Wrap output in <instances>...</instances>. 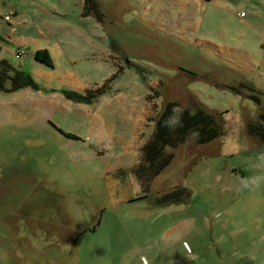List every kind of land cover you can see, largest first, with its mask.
Returning <instances> with one entry per match:
<instances>
[{
  "label": "rangeland",
  "instance_id": "rangeland-1",
  "mask_svg": "<svg viewBox=\"0 0 264 264\" xmlns=\"http://www.w3.org/2000/svg\"><path fill=\"white\" fill-rule=\"evenodd\" d=\"M81 1L0 0V60L39 87L0 92V214L63 231L58 264H264V182L241 183L264 176L246 127L264 125V0ZM43 46L52 67L33 59ZM167 102L223 134L168 150L145 183L134 171ZM174 187L189 197L159 204Z\"/></svg>",
  "mask_w": 264,
  "mask_h": 264
},
{
  "label": "trees",
  "instance_id": "trees-1",
  "mask_svg": "<svg viewBox=\"0 0 264 264\" xmlns=\"http://www.w3.org/2000/svg\"><path fill=\"white\" fill-rule=\"evenodd\" d=\"M94 4V0H84V13L86 14L87 7H93ZM33 59L49 67L53 66L50 53L46 49L35 51ZM24 88L39 90V87L30 76L20 69L13 68L7 60L1 59L0 92L9 93ZM249 91L253 92L254 89L249 87ZM65 94L77 102H91V95L82 96L73 92H65ZM250 97L259 103L253 94ZM174 109L176 110L175 113ZM177 113L179 114L180 124L173 127L165 126V121ZM258 117L264 120V112H261ZM246 127L248 135L256 137L264 145V125L253 120ZM222 134V121L217 115L209 113L203 108H196L193 111L189 109L180 110L177 102H167L154 121V130L151 136L141 148V163L134 171V175L138 180L148 183L150 178L157 176L172 161L173 154L168 153V150H174L188 140L197 145H207L220 138ZM65 136L75 139V136L71 134H65ZM189 194V191L184 187H174L170 191L159 195L158 203L162 205L178 203L187 199Z\"/></svg>",
  "mask_w": 264,
  "mask_h": 264
},
{
  "label": "crops",
  "instance_id": "crops-1",
  "mask_svg": "<svg viewBox=\"0 0 264 264\" xmlns=\"http://www.w3.org/2000/svg\"><path fill=\"white\" fill-rule=\"evenodd\" d=\"M80 5L82 8L83 3L81 0ZM13 7L14 15L17 16L18 10L14 5ZM20 9L21 12L19 14V18L14 21V24L16 25L23 23L22 20L25 16L22 8ZM41 49H46L49 52L48 46L40 47L37 50ZM29 90L39 93V90H33L31 88H24L14 92H22L21 94H23L22 96L24 97V99H27L28 94H31L28 93L31 92ZM23 215L24 213H22V216ZM24 217L25 219L20 221V225L17 226L14 223L15 219L9 218L6 213L0 214V224L4 223L9 227L8 232L4 230L7 232L5 235H1L0 233V254H3L5 258L0 259L2 264H58L55 261V257L52 258L55 262H50V258L52 257V255L56 256L59 253V241L64 240L66 234L63 231L51 229L49 227L50 224L47 222V229L39 228L41 224L37 225L36 223H34V221L39 220V218H34V214L25 213ZM45 219L48 220V218ZM31 224H36L37 230L36 228H31L23 232V229H21L22 226L30 227ZM49 241L52 242L49 243ZM45 245L48 246L49 250H45L46 254H43L42 250ZM26 255H31V257L26 259Z\"/></svg>",
  "mask_w": 264,
  "mask_h": 264
},
{
  "label": "clouds",
  "instance_id": "clouds-1",
  "mask_svg": "<svg viewBox=\"0 0 264 264\" xmlns=\"http://www.w3.org/2000/svg\"><path fill=\"white\" fill-rule=\"evenodd\" d=\"M173 111H174V113L176 112L175 109ZM178 124H180V119H179L178 113L176 115H174L173 117L169 118V120L165 121V126H168V127H173V126L178 125ZM194 135H196V134L194 133ZM260 159L264 160V155H262L260 157ZM261 182H264V176H255V177L251 178L250 180L241 181L242 186L245 189H248L250 187V185L258 187Z\"/></svg>",
  "mask_w": 264,
  "mask_h": 264
}]
</instances>
